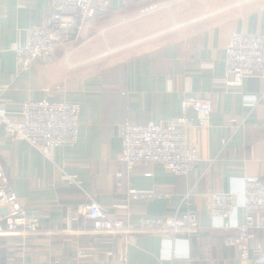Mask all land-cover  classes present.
Here are the masks:
<instances>
[{
    "label": "crops",
    "instance_id": "crops-1",
    "mask_svg": "<svg viewBox=\"0 0 264 264\" xmlns=\"http://www.w3.org/2000/svg\"><path fill=\"white\" fill-rule=\"evenodd\" d=\"M119 6L116 1L113 8ZM54 7L55 0H0V104L13 114L27 100H66L81 106L77 142L59 146L49 156L24 139H10L0 128V159L20 202L45 229L60 231L0 237V264H112L121 257L124 264H241L229 240L237 230L217 227L221 220L211 213L209 194L240 190L246 176L264 181V79L246 77L240 88L229 87L225 80L232 35L264 32V0L183 2L169 34L109 57H102L111 44L102 38L106 16L90 19L52 57L20 72L15 47L25 42L28 26L43 23ZM189 96L213 103L210 124L195 123L188 132L199 157L193 171L177 175L161 165L142 163L130 168L120 160V123L177 118ZM191 114L198 122L199 114ZM133 191L168 197L134 199ZM90 198L109 217L131 224L192 207L202 227L180 235L174 246L169 236L96 234L85 216L66 231V207ZM236 206L232 220L242 222L241 198ZM260 246L264 230H253L251 258ZM79 247L95 250L79 257ZM106 250L116 257L107 256Z\"/></svg>",
    "mask_w": 264,
    "mask_h": 264
},
{
    "label": "built area",
    "instance_id": "built-area-1",
    "mask_svg": "<svg viewBox=\"0 0 264 264\" xmlns=\"http://www.w3.org/2000/svg\"><path fill=\"white\" fill-rule=\"evenodd\" d=\"M116 1L123 8L143 0H55V7L44 22L28 26L25 42L15 47L20 72L30 71L38 59L52 57L74 35L77 37L90 19L111 10ZM225 67V80L229 87L240 88L249 76L264 79V32H235L227 46ZM192 111L199 114L198 122L193 118ZM212 111L210 99L189 96L182 100L181 115L177 118L148 124L120 123L118 132L123 144L120 160L130 168L138 163L161 165L177 175H187L199 161L198 150L188 138L189 129L195 123L208 126ZM80 114L81 106L66 100H27L17 114L0 104V128L10 139H24L49 156L53 149L73 146L77 142ZM70 179L76 181L73 177ZM132 195L134 199L168 197V194L155 191H133ZM238 198L242 199L245 210L242 222L232 220ZM209 200L211 213L221 220L217 227L237 230V235L229 240L237 248L241 264H264V246L259 247L255 258H251L250 253L252 231L264 230V181L256 175L246 176L240 190L212 192ZM81 216L93 222L96 234L169 236L172 246L177 244L180 235L195 234L202 227L200 214L192 207L179 208L163 217L146 216L138 224H131L109 217L102 206L90 198L85 204L66 207L65 230L71 231L72 224ZM57 232L60 231L45 229L39 218L30 215L14 191L0 159V237L27 238ZM94 250L93 247H79L77 253L79 257H85ZM104 253L113 259L116 257L112 250ZM112 264H124L123 258Z\"/></svg>",
    "mask_w": 264,
    "mask_h": 264
},
{
    "label": "rangeland",
    "instance_id": "rangeland-1",
    "mask_svg": "<svg viewBox=\"0 0 264 264\" xmlns=\"http://www.w3.org/2000/svg\"><path fill=\"white\" fill-rule=\"evenodd\" d=\"M189 1L143 0L129 7L119 6L114 9L113 6L105 14L95 17L106 16L103 22V32L106 35L102 34V38L105 36L106 42L112 44L105 47L102 57H109L127 47L140 45L159 35L169 34L173 22L177 19L175 12L179 5ZM164 4L168 6L164 7ZM116 9L117 11L114 12L113 10ZM146 9L150 12H144Z\"/></svg>",
    "mask_w": 264,
    "mask_h": 264
},
{
    "label": "bare ground",
    "instance_id": "bare-ground-1",
    "mask_svg": "<svg viewBox=\"0 0 264 264\" xmlns=\"http://www.w3.org/2000/svg\"><path fill=\"white\" fill-rule=\"evenodd\" d=\"M165 6H168V5H167V4H164V7H165Z\"/></svg>",
    "mask_w": 264,
    "mask_h": 264
}]
</instances>
